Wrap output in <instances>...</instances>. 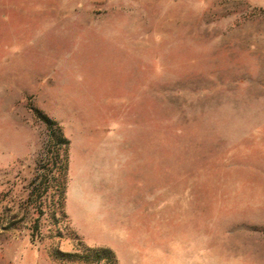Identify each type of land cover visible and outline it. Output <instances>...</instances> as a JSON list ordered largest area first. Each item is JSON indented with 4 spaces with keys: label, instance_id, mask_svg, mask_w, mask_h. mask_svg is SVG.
<instances>
[{
    "label": "rangeland",
    "instance_id": "obj_1",
    "mask_svg": "<svg viewBox=\"0 0 264 264\" xmlns=\"http://www.w3.org/2000/svg\"><path fill=\"white\" fill-rule=\"evenodd\" d=\"M95 248L264 264V0H0V264Z\"/></svg>",
    "mask_w": 264,
    "mask_h": 264
},
{
    "label": "trees",
    "instance_id": "obj_2",
    "mask_svg": "<svg viewBox=\"0 0 264 264\" xmlns=\"http://www.w3.org/2000/svg\"><path fill=\"white\" fill-rule=\"evenodd\" d=\"M30 109L33 112L36 119L42 121L48 131L51 133V139L56 142L58 150L55 156V163L59 165V175L55 178V195L59 197V208L62 213L65 214L66 206V191H67V177L69 171V149L70 140L65 136L62 126L52 118H50L43 111L30 105ZM49 152V151H48ZM47 191L45 190V193ZM38 236L37 229L32 233V241H36ZM64 256V260L74 261L82 260L91 264H118L116 254L108 248H95L87 249L85 254H59Z\"/></svg>",
    "mask_w": 264,
    "mask_h": 264
}]
</instances>
